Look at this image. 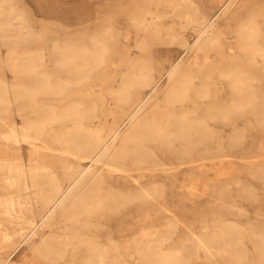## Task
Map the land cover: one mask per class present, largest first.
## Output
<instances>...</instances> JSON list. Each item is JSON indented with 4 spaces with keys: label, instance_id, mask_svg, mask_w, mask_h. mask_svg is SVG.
I'll list each match as a JSON object with an SVG mask.
<instances>
[{
    "label": "bare ground",
    "instance_id": "1",
    "mask_svg": "<svg viewBox=\"0 0 264 264\" xmlns=\"http://www.w3.org/2000/svg\"><path fill=\"white\" fill-rule=\"evenodd\" d=\"M164 1L171 6L170 11H154L151 19L142 12L140 19L132 17V23L143 31L164 22L158 31L163 40L180 41L185 50L203 52V64H211L208 52L224 43V31L219 30L213 17L203 13L196 0ZM12 9L0 3V32L8 39L22 34L9 32L8 27L14 24L3 18ZM168 14L179 18L178 22H165L163 18ZM187 27L196 34L194 43L182 32ZM258 36L257 23L248 24L240 39L246 45L252 44L250 49L253 55L261 56L264 69V48L258 45ZM109 41L106 34L90 36L85 43L54 40L51 51L56 63L71 76L52 78L46 73L42 69L45 53L38 47L35 52L19 54L15 67L17 72L27 74L32 84L12 87L0 81V105L20 101L23 118L21 131L4 137L16 147L27 143L32 148L29 168L0 162V170L7 171L0 173V190L23 191L22 196L0 199V216L8 219L7 225L17 226L12 231L0 226V251L1 242L11 233L17 249L47 223L55 225V233L43 238L35 252L48 261L64 260L69 252L79 250L89 263L115 264L119 243L114 236L116 227L108 221L135 203L147 208L142 220L151 218L152 207L158 208L161 215L167 181L195 193L199 185L208 184L216 159L223 163L230 157L226 142L236 144L245 138V126L233 123L239 122L246 106L256 103L255 85L248 71L239 68H222L215 78L209 70L201 75L195 67L198 63L184 66L178 62L157 72L150 59L131 54L110 91L115 104L121 106L120 113L114 122L101 128L90 124L99 117L95 106L81 107L85 102L79 100L54 101L66 96L69 88L89 83L95 73L108 67L112 55ZM136 41L139 47L144 45V39ZM165 76L168 83L161 102H167L166 109L156 113L153 107L159 106L160 98H150L160 90ZM225 81L247 98H227L217 87ZM260 122L264 126V118ZM58 123L60 127L55 126ZM44 139L47 146L40 141ZM52 153L67 156L58 162L39 156ZM164 225L160 218L155 223H144L137 232L139 241L134 249L153 264H186L183 256L166 252L156 242L163 241L169 232ZM245 237L258 242L264 257V228L248 229L229 221L194 237L193 245L208 257L240 255ZM0 264L6 261L0 259Z\"/></svg>",
    "mask_w": 264,
    "mask_h": 264
},
{
    "label": "rangeland",
    "instance_id": "2",
    "mask_svg": "<svg viewBox=\"0 0 264 264\" xmlns=\"http://www.w3.org/2000/svg\"><path fill=\"white\" fill-rule=\"evenodd\" d=\"M196 1L203 13L213 17L219 30L225 33L222 38L224 43L208 52L211 57V64L208 66L203 64V52L196 49L185 50L180 41L163 40L161 32L158 31L164 27V22L143 31L132 23V17L136 15L140 19L142 12L146 19H151L154 11H170L171 6L164 0H0L5 8H13L3 17L14 24L8 27L9 32L22 33L21 37L8 39L0 32V81L12 87L30 85L33 82L27 74L16 71L19 54L35 52L40 47L45 53L42 69L46 73L51 74L52 78L71 76V73L59 69L57 59L51 51L53 41L85 43L94 35L106 34L110 37L112 55L108 67L105 66L102 72L95 73L89 83L73 86L66 91V96L54 98L56 102L60 99L59 103L79 100L85 102L81 107L95 106L99 117L90 124L96 128L114 122L115 115L120 113L121 106L115 104L116 99L110 91L117 85V78L126 68L131 54L141 55L147 61L150 59L157 72L172 63L181 62L185 66L193 62L198 63L195 67L201 71V75L205 70H209L216 78L218 70L222 68H239L247 70L254 78L253 92L256 103L246 106L239 122L233 123L245 126L246 136L240 143L226 142L230 157L226 155L227 160L223 163L216 159L210 177L204 176L208 178V184L199 185L198 190L191 193L187 189L174 187L167 181V198L161 215L158 216V208L152 207L151 218L142 220L141 217L147 208L135 203L119 213L114 220L108 221L110 226L116 227L114 236L119 243L118 253H114L115 264H153L134 247L139 241L137 232L140 227L147 222L155 223L159 218L165 222L164 226L169 228V232L163 237V241L156 242L166 252L183 256L186 264H264L258 242L250 237L244 238L240 255L208 257L204 250H197L193 245L194 237L201 236L226 221L248 229L264 228V126L260 122L264 118V69L261 56L253 55L250 49L252 44L246 45L240 39L246 25L257 23L258 45L264 48V0ZM163 20L178 22L179 18L168 14ZM176 30H180L179 27ZM182 32L188 41L194 43L196 34L192 27H187ZM143 39L144 45L139 47L136 40ZM167 83L168 76H165L160 90L151 95V101L157 96L160 98L159 106L153 107L156 113L166 109L167 102L161 100ZM217 87L222 89L221 93L230 100L247 98L246 94L242 96L235 91L228 81L218 83ZM20 104V101H14L0 105V162L20 163L29 168L32 150L30 145L22 143L19 144L20 147H16L4 137L14 131H21L23 118L19 110ZM5 108L7 110L3 111ZM110 109L115 110L109 112ZM55 126L60 127L59 123ZM128 126L129 124L123 130ZM45 139L40 141H44L47 146ZM42 142L39 145L44 148ZM54 147L52 145V150L56 149ZM39 156L49 159L50 162H58L67 155L52 153ZM54 168L60 173L59 168ZM6 172V169L0 170V173ZM17 195L22 196L23 191L15 188L0 190V199ZM7 220L0 216V226L9 231L17 228L14 224L7 225ZM120 226L122 230H119ZM55 228V225L50 227L45 223L27 243H22L17 249L14 244L15 235L11 233L1 242L3 248L0 251V259L5 260L6 264H92L87 262L84 252L79 250L69 252L64 260L55 263L36 253L35 248L43 238L53 236Z\"/></svg>",
    "mask_w": 264,
    "mask_h": 264
}]
</instances>
